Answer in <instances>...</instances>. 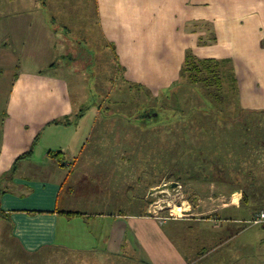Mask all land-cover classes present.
<instances>
[{
    "label": "crops",
    "instance_id": "0c3cea01",
    "mask_svg": "<svg viewBox=\"0 0 264 264\" xmlns=\"http://www.w3.org/2000/svg\"><path fill=\"white\" fill-rule=\"evenodd\" d=\"M45 4L0 6V264H264V225L250 223L260 205L213 182L196 184V200L181 214L151 206L154 184L141 199L125 192L141 207L88 209L79 184L105 167L104 188H117L115 174L131 164L126 153L137 151L122 148V118L104 110L118 102L85 101L81 86L74 99L66 74L78 70L63 63L72 60L67 40ZM94 4L99 52L111 50L130 91L169 92L191 50L230 60L241 106L264 109V0ZM99 119L109 125L96 126ZM127 122L148 126L135 115ZM92 139L115 146L92 148ZM109 201L116 199L94 200Z\"/></svg>",
    "mask_w": 264,
    "mask_h": 264
},
{
    "label": "rangeland",
    "instance_id": "374dc122",
    "mask_svg": "<svg viewBox=\"0 0 264 264\" xmlns=\"http://www.w3.org/2000/svg\"><path fill=\"white\" fill-rule=\"evenodd\" d=\"M7 3L11 7H25L33 5V0H0V6ZM94 5V0H47L44 5L45 15L53 23L56 32L59 33L58 37L61 36L60 34H64L67 40L65 42L66 53L70 55L69 59L72 60L65 59L63 63L68 64L70 61L78 70L74 76L66 74L74 99L79 98V87L81 86L85 101H96L97 103L105 101L108 104L107 107L114 105L113 101L118 102L117 108L104 110L117 112V117L122 118V148L127 151H137L136 156L135 153L133 156L126 153L131 164L128 165V171L115 174L114 181H116L115 186L117 184V188H104L109 182V179L105 178L108 176L105 167L102 175L97 174L99 178L94 176L79 184L77 193L81 190L84 191V199L92 202L88 209L114 210L123 208L129 210V208L141 207V205L135 204L137 199L126 198L125 192L134 191L133 193L136 196L138 193L141 199L147 188L146 185L154 184L155 187L149 191L151 193L148 194L147 199L151 206L155 209L171 210L174 214H181L188 203L192 204L196 200V184L202 183V186L206 187L210 182H213L219 190L221 189L220 191H241V194H246L249 197L251 203H258L261 210L264 211V147L261 149L262 146H259L264 141L262 140V138L264 139V125L257 132H251L253 127H249L251 130L243 132V135L240 133L242 139L240 141V138L237 137L236 142L225 133L220 135L223 143L215 141L211 137L209 139L202 136L200 139V134L196 138L197 149H195L192 146L194 142H190L191 138L193 141V135L188 141V136L182 134L184 127L182 125L183 122L192 120L188 113L190 109L192 110L191 106L200 105L204 101L200 88L183 83V85H175L173 90L157 96H151L141 90L130 91L123 84L122 71L116 65L111 50L99 52L101 49L98 46H101V42L95 20ZM58 50L59 54L63 53L60 46ZM180 111L186 114L180 116ZM134 115L143 122L148 119V126L143 127L144 124H142L138 127L133 122L128 123L127 120L133 119ZM119 122L120 120L117 119V123ZM102 123L108 124V121L99 119L96 126L100 127ZM225 128L227 131H231L229 124ZM187 132L189 135L195 133V131L191 132L190 130ZM111 134L113 133H108L109 136ZM93 140L91 141L92 148L103 150L115 146L113 140ZM244 140H247V143L251 144L252 147L254 146V152L246 148V143L242 142ZM256 141L259 143L256 144ZM222 144L225 145L222 146ZM218 146L222 147L220 150L226 156L224 157L225 160L213 156L214 161L210 162L207 159V153L213 152ZM246 152L250 156V159L246 158L245 163L247 164L242 163L241 165L239 159V164L234 163V159L238 155H243ZM191 155L200 156L202 160L200 173L210 180H195L191 172H185L200 166V163H196V166L192 164ZM180 157L183 158L182 164L181 161L178 163ZM251 165H253V173L258 176L257 180L252 178L249 181L244 174L249 168H252ZM124 167L126 168V166ZM237 173H242L243 177L242 175L239 177ZM180 174L181 179L178 178ZM100 185L103 188L98 190L96 186ZM128 185H134L135 188L128 189L126 187ZM111 197L116 199V202L112 201L111 203L109 201L110 204L94 202V200L108 201ZM129 200L132 201L131 206L127 204ZM177 206L182 209L178 210Z\"/></svg>",
    "mask_w": 264,
    "mask_h": 264
},
{
    "label": "trees",
    "instance_id": "16d2710c",
    "mask_svg": "<svg viewBox=\"0 0 264 264\" xmlns=\"http://www.w3.org/2000/svg\"><path fill=\"white\" fill-rule=\"evenodd\" d=\"M46 1L47 0H43L44 4L46 3ZM183 83L185 85L198 86L201 90V94L204 99L202 104L191 106L192 110L190 109L188 113L190 115L189 117L192 120L183 122L182 125V127L184 126L182 134L183 136H188V141L193 135V141L191 138L190 142H194L192 146L195 149H197L196 138L200 134V139L202 136L207 137L209 139L211 137L214 138L215 141H221V143H223L222 139L220 138V135L222 133H225L228 135V137L231 136L234 142H236L237 137L240 138V141L242 139L240 133H242L243 135L248 130H251L249 127H253V130L251 132H257V130L264 125V109L251 110L245 109L241 106L238 95L237 79L234 74L230 60L216 58H199L191 50H187L180 69L179 77L174 83V85L170 88V90H173L175 85H183ZM184 114L186 113L180 111V116H184ZM227 124L231 126V131L226 130L225 126ZM189 130L191 132L195 131V133L189 135V133L187 132ZM262 140L264 139L262 138ZM242 142L246 143L245 146L248 150L250 149V151H255V149L253 148L254 146L252 147L251 144H248L247 140H244ZM258 143L259 141H256V144ZM224 145L225 144H222V146ZM259 146H262V149L264 147V141H262ZM221 148V146H218L215 150H213V152L209 151V154L207 153V159L212 162L214 161L213 156H218L219 158L226 157L224 156V153L221 152ZM189 153L192 154V152ZM213 153L215 154L213 155ZM240 156L238 155V157H234L235 159L233 158L234 163L239 164L240 162L242 165V163H245L247 161L246 158L250 159V156L247 155V152ZM253 158L254 156L252 157L251 161L253 160ZM187 159L188 158L186 155V160ZM223 160H225V158ZM179 161H181L182 164L183 158H178V163H180ZM190 161L194 166H196V163H200V166L195 167L191 171L185 172H191L195 180H210L206 176H202L203 174L200 173L202 161L200 156L191 155ZM223 162L226 163L225 161ZM251 166L252 168H249L244 174H246L249 181L252 180V178L253 180H257L258 176L257 174L253 173V165ZM237 174L239 177L240 175H242V173ZM180 176L181 174L178 175V178L181 179ZM244 196L247 197L246 194Z\"/></svg>",
    "mask_w": 264,
    "mask_h": 264
},
{
    "label": "built area",
    "instance_id": "2783aa9c",
    "mask_svg": "<svg viewBox=\"0 0 264 264\" xmlns=\"http://www.w3.org/2000/svg\"><path fill=\"white\" fill-rule=\"evenodd\" d=\"M250 223L256 225H264V211H258V213L250 220Z\"/></svg>",
    "mask_w": 264,
    "mask_h": 264
},
{
    "label": "bare ground",
    "instance_id": "6f19581e",
    "mask_svg": "<svg viewBox=\"0 0 264 264\" xmlns=\"http://www.w3.org/2000/svg\"><path fill=\"white\" fill-rule=\"evenodd\" d=\"M176 208H177L178 210H181V209H182L180 206H179V207L177 206Z\"/></svg>",
    "mask_w": 264,
    "mask_h": 264
}]
</instances>
